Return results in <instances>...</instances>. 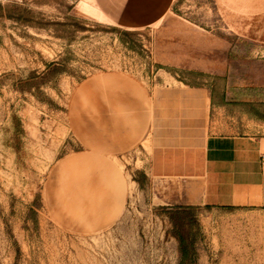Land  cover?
Wrapping results in <instances>:
<instances>
[{"label":"rangeland","instance_id":"1","mask_svg":"<svg viewBox=\"0 0 264 264\" xmlns=\"http://www.w3.org/2000/svg\"><path fill=\"white\" fill-rule=\"evenodd\" d=\"M263 31L264 0H0V264H179V211L192 264H264V210L147 172L264 134Z\"/></svg>","mask_w":264,"mask_h":264},{"label":"crops","instance_id":"2","mask_svg":"<svg viewBox=\"0 0 264 264\" xmlns=\"http://www.w3.org/2000/svg\"><path fill=\"white\" fill-rule=\"evenodd\" d=\"M147 172L190 181L188 205L264 210V134L211 133L154 143Z\"/></svg>","mask_w":264,"mask_h":264},{"label":"trees","instance_id":"3","mask_svg":"<svg viewBox=\"0 0 264 264\" xmlns=\"http://www.w3.org/2000/svg\"><path fill=\"white\" fill-rule=\"evenodd\" d=\"M233 209V208H229ZM176 231L179 240V248L181 259L179 264H192L195 255V242L191 239V228H188V223L185 222L186 216L183 212H177Z\"/></svg>","mask_w":264,"mask_h":264}]
</instances>
